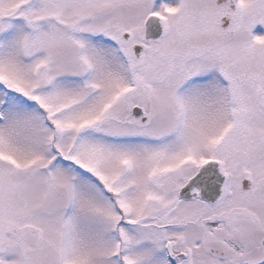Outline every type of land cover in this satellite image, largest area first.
I'll use <instances>...</instances> for the list:
<instances>
[{
  "label": "snow or ice",
  "instance_id": "1",
  "mask_svg": "<svg viewBox=\"0 0 264 264\" xmlns=\"http://www.w3.org/2000/svg\"><path fill=\"white\" fill-rule=\"evenodd\" d=\"M0 264H264V0H0Z\"/></svg>",
  "mask_w": 264,
  "mask_h": 264
}]
</instances>
